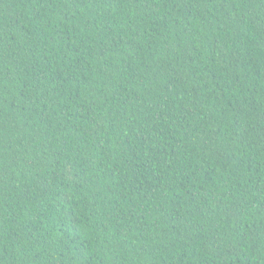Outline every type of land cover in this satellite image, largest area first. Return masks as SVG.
Returning <instances> with one entry per match:
<instances>
[{"label":"trees","instance_id":"trees-1","mask_svg":"<svg viewBox=\"0 0 264 264\" xmlns=\"http://www.w3.org/2000/svg\"><path fill=\"white\" fill-rule=\"evenodd\" d=\"M0 264H264V0H0Z\"/></svg>","mask_w":264,"mask_h":264}]
</instances>
